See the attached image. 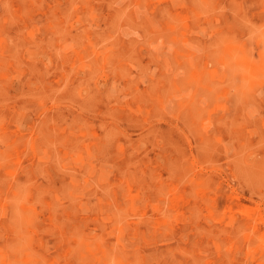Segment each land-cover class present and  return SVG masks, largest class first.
I'll use <instances>...</instances> for the list:
<instances>
[{
    "label": "rangeland",
    "instance_id": "obj_1",
    "mask_svg": "<svg viewBox=\"0 0 264 264\" xmlns=\"http://www.w3.org/2000/svg\"><path fill=\"white\" fill-rule=\"evenodd\" d=\"M0 54V264H264V0H0Z\"/></svg>",
    "mask_w": 264,
    "mask_h": 264
},
{
    "label": "bare ground",
    "instance_id": "obj_2",
    "mask_svg": "<svg viewBox=\"0 0 264 264\" xmlns=\"http://www.w3.org/2000/svg\"><path fill=\"white\" fill-rule=\"evenodd\" d=\"M77 2V1H76ZM63 3V2H62ZM63 5V4H62ZM63 7V6H62ZM119 9V8H118ZM117 12V11H116ZM111 13V12H110ZM22 14V13H21ZM73 15H74V13H73ZM28 16V15H27ZM109 16V15H108ZM17 17H19V16H17ZM104 20V19H103ZM59 21V20H58ZM54 24V23H53ZM52 27H53V25H52ZM49 28V27H48ZM37 33V32H36ZM52 33H54V32H52ZM259 36V35H258ZM78 40V39H77ZM76 40V41H77ZM95 40H97V39H95ZM10 44V43H9ZM59 46V45H58ZM57 46V47H58ZM147 46V45H146ZM14 49V48H13ZM37 51V50H36ZM96 52V51H95ZM16 53H17V51H16ZM6 54V53H5ZM1 55V54H0ZM153 55V54H152ZM12 56H13V54H12ZM16 56V55H15ZM214 56V55H213ZM14 57V56H13ZM236 57V56H235ZM61 59V58H60ZM213 59H215V58H213ZM248 59V58H247ZM246 59V60H247ZM220 60V59H219ZM235 61V60H234ZM232 62V61H231ZM245 64V63H244ZM10 66V65H9ZM242 66V65H241ZM148 68V67H147ZM60 71V70H59ZM40 72V71H39ZM57 73H59V72H57ZM197 73V72H196ZM171 79V78H170ZM249 79V78H248ZM30 80V79H29ZM256 80H257V78H256ZM34 81V80H33ZM18 82V81H17ZM36 82V81H35ZM183 82V81H182ZM58 86V85H57ZM173 86V85H172ZM127 90H129V89H127ZM166 90V89H165ZM55 91V90H54ZM164 91V90H163ZM133 94H135L134 92H133ZM132 95V94H131ZM55 96V95H54ZM133 97V96H132ZM239 97V96H238ZM54 99V98H53ZM54 104H55V102H54ZM53 104V105H54ZM116 106V105H115ZM55 110V109H54ZM57 110V109H56ZM158 112V111H157ZM51 114H53L52 112H51ZM54 118V117H53ZM115 120V119H114ZM54 122V121H53ZM53 125V124H52ZM226 128H227V126H226ZM225 128V129H226ZM227 130V129H226ZM73 131V130H72ZM73 132H75V131H73ZM69 133H70V131H69ZM63 136V135H62ZM72 136V135H71ZM18 137V136H17ZM20 137V136H19ZM67 137H69V136H67ZM21 138V137H20ZM56 138V137H55ZM54 138V139H55ZM44 139V138H43ZM76 139V138H75ZM125 139H128V138H126L125 137ZM252 140V139H251ZM42 141V140H41ZM66 141H68V139L66 140ZM126 141V140H125ZM15 142V141H14ZM54 142V141H53ZM30 144V143H29ZM47 145H49V143H47ZM90 145V144H89ZM61 146V145H60ZM32 147H33V145H32ZM43 147V146H42ZM38 148V147H37ZM252 148V147H251ZM24 150V149H23ZM32 150V149H31ZM251 150V149H250ZM248 151V150H247ZM25 152V151H24ZM28 153V152H27ZM66 155V154H65ZM64 155V156H65ZM71 159H72V157H71ZM136 161V160H135ZM138 165V164H137ZM134 166H135V164H134ZM139 166V165H138ZM138 166H136V167H138ZM134 168V167H133ZM61 169V168H60ZM146 170V169H145ZM1 171V170H0ZM146 172V171H145ZM135 173H137L136 171H135ZM69 174H70V171H69ZM136 175V174H135ZM143 175V174H142ZM13 176V175H12ZM145 177V176H144ZM46 178V177H45ZM132 178V177H131ZM139 179V178H138ZM133 180V179H132ZM1 183V182H0ZM46 183H47V181H46ZM135 183V182H134ZM3 184V183H2ZM128 184V183H127ZM13 186V185H12ZM67 186H68V184H67ZM15 188H16V185H15ZM14 188V189H15ZM6 189H7V187H6ZM61 189H62V187H61ZM25 191H26V188H25ZM122 192V191H121ZM18 193V192H17ZM15 194V193H14ZM3 195V194H2ZM10 195V194H9ZM12 195V194H11ZM24 195H25V193H24ZM62 195V194H61ZM167 195H169V192H168V194ZM166 194H165V196H167ZM131 196V195H130ZM168 197V196H167ZM166 197V198H167ZM8 198H10V197H8ZM13 199V198H12ZM53 200V199H52ZM51 200V201H52ZM17 201V200H16ZM26 201V200H25ZM53 203H54V201H53ZM107 203V202H106ZM16 205H17V203H16ZM20 206V205H19ZM29 206V205H28ZM2 207V206H1ZM114 207V206H113ZM163 207V206H162ZM10 208V207H9ZM9 208H7V209H9ZM31 208V207H30ZM130 208V207H129ZM166 208V207H165ZM28 209V208H27ZM11 211V210H10ZM34 211V210H33ZM43 211V210H42ZM7 212V211H6ZM12 212V211H11ZM23 214V213H22ZM36 214H38V213H36ZM61 215V214H60ZM124 216V215H123ZM134 216H135V214H134ZM32 217V216H31ZM63 217V216H62ZM61 217V218H62ZM181 217V216H180ZM35 218V217H34ZM263 219V218H262ZM10 220V219H9ZM56 220V219H55ZM134 220V219H133ZM258 220V219H257ZM256 220V221H257ZM38 221V220H37ZM261 221V220H260ZM28 222V221H27ZM27 222L25 223V224H27ZM30 222V221H29ZM133 222V221H132ZM131 222V223H132ZM234 222V221H233ZM33 223V222H32ZM120 223V222H119ZM135 223V222H134ZM259 223V222H258ZM30 224V223H29ZM28 224V225H29ZM10 225V224H9ZM35 225V224H34ZM16 227V226H15ZM1 228V227H0ZM130 230V229H129ZM252 231H253V229H251ZM14 231V230H13ZM17 231V230H16ZM26 231V230H25ZM221 231V230H220ZM1 232H3V231H1ZM14 233V232H13ZM130 233V232H129ZM53 234V233H52ZM250 234V233H249ZM252 234V233H251ZM248 235V234H247ZM211 236V235H210ZM18 237V236H17ZM264 237V236H263ZM14 238H15V235H14ZM14 238H13V240H14ZM73 239H74V237H72ZM1 240V239H0ZM28 242V241H27ZM10 244L12 243V242H9ZM18 243V240H17V242H16V244ZM8 244V243H7ZM29 244V243H28ZM14 245V244H13ZM6 246V245H5ZM14 246H16V245H14ZM264 246V245H263ZM10 247H12V244H11V246ZM2 248H3V246H2ZM1 248V249H2ZM9 248V247H8ZM15 248V247H14ZM18 248H19V246H18ZM12 249V248H11ZM15 250V249H14ZM20 250V249H19ZM22 250V249H21ZM25 250V249H24ZM2 251V250H1ZM4 251V250H3ZM8 251V250H7ZM16 252V251H15ZM221 252V251H220ZM4 253V252H3ZM12 253V252H11ZM41 253V252H40ZM13 255H14V253H13ZM12 255V256H13ZM0 257H2V256H0ZM15 257V256H14ZM20 257V256H19ZM232 257V256H231ZM230 256H229V258H231ZM2 259V258H1ZM12 259V258H11ZM226 259V258H225ZM45 262V261H44ZM81 262V261H80ZM79 262V263H80ZM14 263V262H13ZM13 263H10V264H13ZM24 263V262H23ZM46 263V262H45ZM1 264H2V262H1ZM6 264V263H5ZM9 264V263H8ZM22 264V263H21ZM33 264V263H32ZM52 264V263H51Z\"/></svg>",
    "mask_w": 264,
    "mask_h": 264
}]
</instances>
